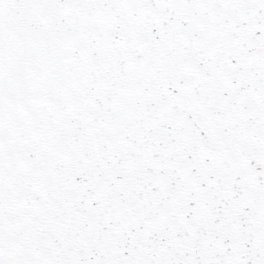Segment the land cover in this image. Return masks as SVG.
<instances>
[{
  "label": "snow or ice",
  "instance_id": "1",
  "mask_svg": "<svg viewBox=\"0 0 264 264\" xmlns=\"http://www.w3.org/2000/svg\"><path fill=\"white\" fill-rule=\"evenodd\" d=\"M0 264H264V0H0Z\"/></svg>",
  "mask_w": 264,
  "mask_h": 264
}]
</instances>
